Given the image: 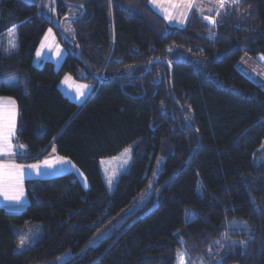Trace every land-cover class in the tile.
<instances>
[{"label":"trees","instance_id":"trees-1","mask_svg":"<svg viewBox=\"0 0 264 264\" xmlns=\"http://www.w3.org/2000/svg\"><path fill=\"white\" fill-rule=\"evenodd\" d=\"M82 11L67 32L36 4L0 0V37L13 29L17 39L15 53L0 49V97L18 110L21 158L38 161L53 147L88 182L71 173L26 180L27 207L0 208V264H43L69 251L64 264H176L178 254L187 264H264V91L236 70L244 54L264 58V0L229 1L206 15L213 24L193 10L166 36L149 0H57L58 22ZM48 28L65 52L58 70L33 65ZM180 50L203 63L172 59ZM65 75L93 84L83 104L59 89ZM130 146L131 163L109 194L99 161ZM158 156L143 211L82 250L145 190ZM25 224L39 233L19 251L15 229Z\"/></svg>","mask_w":264,"mask_h":264},{"label":"rangeland","instance_id":"rangeland-1","mask_svg":"<svg viewBox=\"0 0 264 264\" xmlns=\"http://www.w3.org/2000/svg\"><path fill=\"white\" fill-rule=\"evenodd\" d=\"M27 3L36 4L37 14L50 21L52 25L59 28L60 21L58 22L56 16V5L57 0H23ZM233 0H223V4H227ZM149 5L157 13H159L164 20L167 22V26L163 31V35H167L171 27H180L182 25L181 15L188 16L190 13L184 11L185 8L190 7V11L194 10V13L203 14V18L208 24H211L212 18L206 17L208 13L213 11H221V0H149ZM213 10V11H212ZM184 11V12H183ZM70 15V14H69ZM64 18H72V16H66ZM69 21H65L61 26L65 31L69 32ZM213 24V23H212ZM61 33V32H60ZM64 40H68L66 32L61 33ZM4 49L6 55H11L17 50V39L15 30H9L5 36L0 37V49ZM174 50V49H173ZM175 51V50H174ZM39 53V55H38ZM179 54H175L172 59L183 60L185 62L199 61L201 65L203 62L199 55L192 54L190 52H184L183 50L178 51ZM64 49L61 47L59 42L56 40L55 33L52 28H48L43 39L36 48L33 56V65L40 68L44 62L50 61L54 65V69L58 70L63 59ZM170 56H167V58ZM172 57V56H171ZM198 64V66H199ZM236 70L243 75L246 79L258 85L264 91V58L262 56L252 57L248 54H244L236 65ZM101 78V77H100ZM16 83V82H15ZM15 83H9L8 86L14 85ZM99 84V83H98ZM93 84L78 83L74 81L68 75L61 78L59 82V89L69 100L73 101L77 105H81L90 96L93 91ZM23 146V145H21ZM24 147V146H23ZM22 147V148H23ZM8 152L9 148H5ZM131 152L132 146L122 151L119 155L102 159L99 161V167L105 187L110 194L115 186L118 177L125 173L131 163ZM164 158L158 156L155 165L153 167L152 175L149 179L148 186L143 190L133 202L123 210L116 218H114L108 225L104 226L99 230L93 237H91L82 250L87 247H93L98 245L101 241L106 239L114 229L121 226V224L130 216L142 212L144 205L150 198L152 193V186L155 180L156 174L162 169ZM37 165L38 168L32 167ZM25 166V165H24ZM26 169L33 173L30 178H45L55 177L57 175H64L72 173L84 188L88 187V182L85 176L79 171V169L68 159L59 157L57 155H49V158H44L37 163H31L26 165ZM32 231L26 229V235H31ZM28 239L22 237V245L27 243ZM74 254L72 252H66L58 258L51 260L43 264H64L70 260ZM183 260V264H187L182 254L177 255L176 264H180ZM200 264V263H197Z\"/></svg>","mask_w":264,"mask_h":264},{"label":"crops","instance_id":"crops-1","mask_svg":"<svg viewBox=\"0 0 264 264\" xmlns=\"http://www.w3.org/2000/svg\"><path fill=\"white\" fill-rule=\"evenodd\" d=\"M184 11L191 12L190 7L184 9ZM183 11V12H184ZM213 11V10H212ZM212 13V12H211ZM189 16V15H188ZM188 16L181 15L182 25L183 26L188 18ZM180 26V27H181ZM2 110H14V127L12 132L14 133L9 140V151L5 150L0 151V208L4 209L7 212L19 213L23 211L28 205V199L25 193L24 182L29 179H46L45 178H30L29 176L33 173L29 172L26 169L27 164L37 163L44 158H49V155H56L53 147H51L48 152L38 161H27L26 159L21 158L24 154L25 147L21 146L20 143H15L14 137L17 129L18 121V110L12 99L0 97V131L7 133V129L3 127L7 123L6 119L3 116ZM23 147V148H22ZM25 165V166H24ZM72 174V173H71ZM74 175V174H73ZM58 176V175H57ZM52 178V177H48ZM5 193L8 196L19 194V199H6ZM26 229L32 231L31 235H26ZM15 233L19 237V245L17 249L22 251L25 249L32 241L33 237L39 233V227L31 224H25L20 229H15ZM28 239L24 245H22V237Z\"/></svg>","mask_w":264,"mask_h":264},{"label":"snow or ice","instance_id":"snow-or-ice-1","mask_svg":"<svg viewBox=\"0 0 264 264\" xmlns=\"http://www.w3.org/2000/svg\"><path fill=\"white\" fill-rule=\"evenodd\" d=\"M233 2H237V0H233ZM223 6H224L223 0H221V7ZM2 111H3V116L7 121V123L3 125V127L7 129V133L5 134L3 131H0V151L5 150V148H10L9 140L10 137L14 134L12 132V128L14 127V116H15L14 110H2ZM32 167L38 168L37 165H33ZM5 198L18 200L19 194L8 196L7 193H5ZM180 264H183V260L180 261Z\"/></svg>","mask_w":264,"mask_h":264},{"label":"water","instance_id":"water-1","mask_svg":"<svg viewBox=\"0 0 264 264\" xmlns=\"http://www.w3.org/2000/svg\"><path fill=\"white\" fill-rule=\"evenodd\" d=\"M83 14H84V11H82L81 15H79V16H77V17L63 18V19L60 21L59 29L61 30V24H62L64 21H75L76 19H78V18H80L81 16H83ZM77 56H78V58H79V50H78V49H77ZM155 62H156V61H151V62L148 64L145 74L149 71L151 65H152L153 63H155ZM158 62L161 63V64H165V65L169 66V68H170V76L172 77V72H171V66H170V64L167 63V62H160V61H158ZM145 74H143L142 76H144ZM142 76H141V77H142ZM94 78H95V80H96L98 83H100V82L102 81V78H100L99 76H95ZM135 78H137V77H128V79H135ZM170 96H171V98L173 99V101L176 103V101L174 100L173 92H172V80H171V83H170ZM176 104H177V103H176ZM177 107H178V109H179V112H180V115H181L182 119L185 121V117H184V115H183V112H182V110H181V107H180L179 105H177ZM185 124H186L187 127H188L189 129H191L193 132H196L195 129L192 128V127H191L186 121H185ZM198 145H199V137H198L197 145H196L195 148L192 150L191 154L189 155V157H188V159L186 160L185 163H187V162L190 160L191 156L193 155V153H194L195 150L197 149ZM168 181H169V179H168V180H167V181H166V182H165V183H164V184H163V185L157 190V192H156V194H155V197H154V202H153L154 205L156 204V200H157V197H158V195H159V192H160L161 188H162V187H163Z\"/></svg>","mask_w":264,"mask_h":264}]
</instances>
